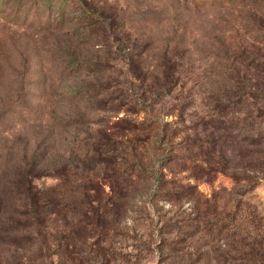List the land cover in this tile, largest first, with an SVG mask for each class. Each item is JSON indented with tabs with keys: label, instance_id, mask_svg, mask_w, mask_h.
Here are the masks:
<instances>
[{
	"label": "rangeland",
	"instance_id": "1",
	"mask_svg": "<svg viewBox=\"0 0 264 264\" xmlns=\"http://www.w3.org/2000/svg\"><path fill=\"white\" fill-rule=\"evenodd\" d=\"M86 2L0 16V264H264V0Z\"/></svg>",
	"mask_w": 264,
	"mask_h": 264
},
{
	"label": "trees",
	"instance_id": "2",
	"mask_svg": "<svg viewBox=\"0 0 264 264\" xmlns=\"http://www.w3.org/2000/svg\"><path fill=\"white\" fill-rule=\"evenodd\" d=\"M11 1L13 0H0V16H4L7 17L9 16V14L11 13H6L9 4L11 3ZM17 1V7L14 9V12L16 10L15 13V17H19V13L17 12V10H19L20 8H22L23 6H25L24 2H28L31 5H29V7L26 10L25 13V17L26 20L31 18V22L29 24H33L35 22V20H37L39 17L38 15L41 12L46 11V20L44 21V28H51V19L54 18V20H56V23L59 25H65L66 22L68 21L66 15H67V10L68 7H66V4L70 3V2H74L75 4L79 5V7L83 10V14L84 17H86L87 14H91V8H89V4L86 2V0H16ZM208 0H195V2L199 5H203L207 2ZM58 4H61L60 7L58 8ZM34 9V13H32V10ZM96 13V12H95ZM97 14V13H96ZM31 15V16H30ZM39 24V23H38ZM80 63H76L75 65L77 66V68H80ZM139 71V66L135 67V72ZM175 89H172V92H170V95L174 94L176 92V89L178 88V84L179 81L176 80L175 81ZM244 96H246V94H243V96H239L238 99L235 102H232L229 109H236L241 107L242 105L245 104V101H242V99ZM248 97V96H247ZM87 156V153H86ZM85 156V157H86ZM107 162L111 163V161H109V159H107ZM152 173L149 174L148 176V180L151 181V179L156 180L158 183L161 182V177L159 176L158 171H151ZM126 173L128 174V171H126ZM147 181V182H149ZM127 189L130 188V184H126ZM155 190V191H154ZM154 193L158 192V190H160V185H156L155 189H154ZM42 192V190H41ZM47 193V192H46ZM88 198V196H86V199ZM77 210L80 211V213L82 214V216L84 217H89L91 216V218H94L95 216H97V212L94 210V208H92L91 203H87L85 206H78ZM44 222L41 220V228L43 226ZM42 234V232H41Z\"/></svg>",
	"mask_w": 264,
	"mask_h": 264
}]
</instances>
